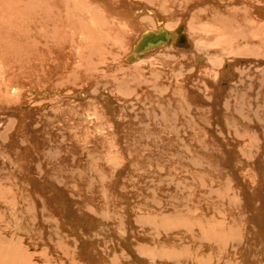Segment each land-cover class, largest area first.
<instances>
[{
  "label": "rangeland",
  "instance_id": "obj_1",
  "mask_svg": "<svg viewBox=\"0 0 264 264\" xmlns=\"http://www.w3.org/2000/svg\"><path fill=\"white\" fill-rule=\"evenodd\" d=\"M88 3L0 0V264H264V2Z\"/></svg>",
  "mask_w": 264,
  "mask_h": 264
},
{
  "label": "bare ground",
  "instance_id": "obj_2",
  "mask_svg": "<svg viewBox=\"0 0 264 264\" xmlns=\"http://www.w3.org/2000/svg\"><path fill=\"white\" fill-rule=\"evenodd\" d=\"M66 1V0H65ZM86 1V0H85ZM91 3H88V7L90 6V7H93V8H97V4L95 3V0H89ZM263 2H264V0H262ZM97 2V1H96ZM105 2V1H104ZM165 2V1H164ZM81 3H83L84 4V1H82ZM80 3V1H79V3L78 4H81ZM83 4H81V6H84ZM90 4V5H89ZM2 5V4H1ZM55 5V4H54ZM67 5V4H66ZM104 5V4H103ZM56 6V5H55ZM0 8H3V7H0ZM85 8V7H84ZM93 8H91V9H93ZM115 8V7H114ZM117 8V7H116ZM261 8V7H260ZM90 9V10H91ZM256 9H258V8H256ZM2 10V9H1ZM6 10V9H5ZM83 10V9H82ZM82 10H81V12H82ZM99 10V9H98ZM260 10V9H259ZM3 12H4V10H2ZM7 11V10H6ZM93 11V10H92ZM189 11H191V9L189 10ZM258 11V10H257ZM81 12H79L80 14H82ZM94 13H97V12H95V11H93ZM101 12H103V13H101ZM256 12V11H255ZM262 14H263V16H264V9H262L261 8V11H260ZM7 13V12H6ZM22 13V12H21ZM21 13H20V15H21ZM59 13V12H58ZM90 13H92V12H90L89 11V14ZM100 14H105L108 18H111V17H114V19H116L117 20V18L119 17V18H121V20H119V18H118V20L119 21H115L116 23H118L119 25H121V24H123V22H122V17H124V16H122L121 15V17L120 16H118V15H116L117 13H118V9H111V7L108 5V6H106V5H104L103 7H101V9H100V12H99ZM254 13V12H253ZM260 13V14H261ZM119 14V13H118ZM131 14H133V13H131ZM259 14V13H258ZM29 15V14H28ZM85 15V14H84ZM92 15V14H91ZM91 15H90V17H91ZM96 15V14H95ZM87 16V15H86ZM94 18H96L97 17V15H96V17L94 16V14L92 15ZM105 16V17H106ZM168 16V15H167ZM199 16V15H198ZM256 16V15H255ZM5 17H6V15H5ZM16 17H17V15H16ZM82 17H84V16H82ZM258 17V16H257ZM7 18V17H6ZM29 18V17H28ZM93 18V19H94ZM108 18H106L107 20H108ZM185 18V17H184ZM202 18V17H201ZM210 18V17H209ZM19 19V18H18ZM26 19V18H25ZM60 19V18H59ZM58 19V20H59ZM105 19V20H106ZM259 19V18H258ZM193 20H194V18H193ZM199 20H200V18H199ZM60 21V20H59ZM123 21H128V20H123ZM158 21V20H157ZM156 21V23H157V25L156 26H152L153 28H146V27H144V29L143 28H141L142 29V31H140L141 33H140V35L138 36V38H137V40L135 41V44H133V46H132V49H131V51H130V53L129 54H126L127 56L125 57V61L127 62V63H137V64H139V63H146V62H148V60L149 59H151V58H154V55L156 56V53L157 52H159L160 50H168V48H173V49H176L177 50V52L179 53V54H189L191 57L193 56V54H194V56H196L197 58H200V55L199 54H197V51H199V44L197 45V44H194V42L195 41H193V39H194V37L193 38H191L190 37V33H189V31H188V27H185V24H182V25H178L176 28H171L170 26H163V23L162 22H160V21H158L157 22ZM22 22V21H21ZM28 22V21H27ZM61 22V21H60ZM111 22V20H108V23H110ZM125 22H124V24H125ZM13 23V22H12ZM25 23V22H24ZM104 23V22H103ZM107 23V24H108ZM7 25L4 21H2V22H0V25ZM14 24V23H13ZM54 24H55V22H54ZM59 24V23H58ZM66 24V22H64V25ZM92 24V23H91ZM16 25V24H15ZM60 25H62L63 26V24H60ZM104 25V24H103ZM126 25V24H125ZM136 25V24H135ZM135 25H133V26H135ZM12 26H14V25H12ZM17 26H19V25H17ZM30 26V25H29ZM66 26V25H65ZM105 26H106V24H105ZM108 26V29H106L107 30V32H111L110 34H115V32H113V31H110V28H109V25H107ZM115 26L117 27V25L115 24ZM122 26V25H121ZM143 26V25H142ZM6 28H7V26H5ZM110 27H113V26H110ZM195 27V26H194ZM5 28V29H6ZM60 28V27H59ZM62 28V27H61ZM178 28H181V31H180V33H181V35L184 37V42L183 43H179L178 42V36H179V29ZM5 29L3 30L2 29V31H5ZM56 29H57V27H56ZM114 29V28H113ZM118 29V28H117ZM122 29V28H121ZM195 29V28H194ZM193 29V30H194ZM65 30V29H64ZM139 30V29H138ZM161 30H164V31H166L167 33H168V37L170 38V42L169 43H163V44H160L159 46H157V47H155V48H149V49H146V50H143V51H141V52H139V53H137L136 52V47H137V45L139 44V42H140V40L146 35V34H148V33H156V34H158ZM197 30V29H196ZM196 30H194V31H192L193 33H194V35H196V34H199ZM1 31V30H0ZM1 31V32H2ZM17 31H19V30H17ZM10 32V31H9ZM39 32V31H38ZM101 32H103V31H101ZM6 33V32H5ZM11 33V32H10ZM10 33H7V34H10ZM25 33V32H24ZM43 33V32H42ZM104 33V32H103ZM118 33H120V34H123V32H121L120 30H119V32ZM109 34V33H108ZM119 34V35H120ZM216 34V33H215ZM14 35V34H13ZM39 35V34H38ZM124 35V34H123ZM138 35V34H137ZM5 36H6V34H5ZM10 36V35H9ZM20 36V35H19ZM24 36V35H23ZM109 36V35H108ZM200 36H202V34L200 35ZM21 37V36H20ZM121 38H123V36L121 35L120 36ZM135 37V36H134ZM199 37V35L196 37V39ZM1 38H4V36L2 37V35H1ZM25 38V37H24ZM95 38V37H94ZM126 38H128V40H130V38H129V36L126 34V36H125V39ZM19 39V38H18ZM54 39V38H53ZM1 40V39H0ZM4 40H6V41H8L7 40V38H4ZM20 40V39H19ZM22 40V39H21ZM25 41H24V44H25V42H26V38L24 39ZM95 40H96V38H95ZM122 40H124V38L122 39ZM218 40V39H217ZM11 41V40H10ZM10 41H8V42H10ZM34 41V40H33ZM79 41V40H78ZM131 41V40H130ZM187 41L189 42V44H187ZM2 42V41H1ZM4 42V41H3ZM2 42V43H3ZM127 42V41H126ZM19 42H17V45L19 46V44H18ZM53 43V42H52ZM130 43V42H129ZM199 43V42H198ZM202 43V42H201ZM120 44H121V42H120ZM257 44V43H256ZM4 45H6L5 44V42H4ZM8 45H10L9 43H7V46ZM251 45V44H250ZM15 46H16V44H15ZM22 46V45H21ZM25 46H26V44H25ZM198 46V47H197ZM24 47V46H23ZM49 47V46H48ZM122 47V46H121ZM10 48V47H9ZM8 48V49H9ZM131 48V47H130ZM179 48V49H178ZM12 49V48H11ZM17 49V48H16ZM21 48H19L18 50H20ZM61 49V48H60ZM5 50V49H4ZM22 50V49H21ZM26 50H28V49H26ZM167 50H166V52H167ZM7 51V50H6ZM31 51V50H30ZM29 51V52H30ZM183 51V52H182ZM203 51V50H202ZM22 52H25V50H22ZM52 52V51H51ZM68 52V51H67ZM7 53V52H6ZM10 53V52H9ZM13 53V52H12ZM196 53V54H195ZM199 53V52H198ZM15 54H16V52H15ZM21 55V54H20ZM74 55V54H73ZM188 55V56H189ZM23 57H24V55H22ZM17 57V56H16ZM30 56H28L27 58H29ZM58 57V56H57ZM64 57V56H63ZM12 58V57H11ZM18 58V57H17ZM26 57H24V59H25ZM26 58V59H27ZM32 58V57H31ZM35 58H37V57H35ZM70 58V57H69ZM196 58V59H197ZM30 59V58H29ZM33 59V58H32ZM13 60H15V59H13ZM12 60V63L14 62ZM154 60V59H153ZM200 60H202L201 58H200ZM16 61V60H15ZM246 61V60H245ZM17 62V61H16ZM129 65V64H128ZM140 65V64H139ZM112 66V65H111ZM111 70V69H110ZM211 70V69H210ZM17 71V70H16ZM107 71V70H106ZM9 72V71H8ZM110 72V71H109ZM211 73V72H210ZM106 74V73H105ZM183 85H185V84H183ZM9 91V90H8ZM43 107V106H42ZM48 108V107H47ZM26 109V108H25ZM23 110V109H22ZM30 110V109H29ZM20 172V171H19ZM18 174V173H17ZM23 177V176H22ZM62 226V225H61ZM158 239V238H157ZM157 242V241H156ZM164 242V241H163ZM166 244V243H165ZM167 245V244H166ZM165 245V246H166ZM162 247H163V245H162ZM138 248H140V247H138ZM158 248V247H157ZM186 260V259H185ZM160 264V263H159Z\"/></svg>",
  "mask_w": 264,
  "mask_h": 264
},
{
  "label": "water",
  "instance_id": "obj_3",
  "mask_svg": "<svg viewBox=\"0 0 264 264\" xmlns=\"http://www.w3.org/2000/svg\"><path fill=\"white\" fill-rule=\"evenodd\" d=\"M179 30V36H178V42L183 43L184 37L181 35L180 31L181 28H178ZM168 33L164 30H161L158 34L156 33H148L146 34L139 42V44L136 47V52L139 53L143 50L149 49V48H155L163 43H169L170 38L168 37Z\"/></svg>",
  "mask_w": 264,
  "mask_h": 264
}]
</instances>
